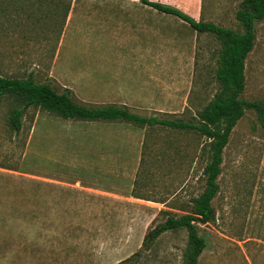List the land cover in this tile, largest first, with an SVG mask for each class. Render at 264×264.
Masks as SVG:
<instances>
[{
    "label": "rangeland",
    "instance_id": "374dc122",
    "mask_svg": "<svg viewBox=\"0 0 264 264\" xmlns=\"http://www.w3.org/2000/svg\"><path fill=\"white\" fill-rule=\"evenodd\" d=\"M56 1H23L17 31L0 34V75L32 73L87 106L186 121L218 89L213 34L141 0H73L65 20ZM152 1L242 31L241 0ZM244 73L240 97L264 101V18ZM14 106L0 98V264H117L162 211L190 210L204 188L205 137L195 130L29 107L16 132ZM220 167L198 264H264V126L253 109L230 132ZM186 243L184 228L165 231L138 264H181Z\"/></svg>",
    "mask_w": 264,
    "mask_h": 264
},
{
    "label": "trees",
    "instance_id": "16d2710c",
    "mask_svg": "<svg viewBox=\"0 0 264 264\" xmlns=\"http://www.w3.org/2000/svg\"><path fill=\"white\" fill-rule=\"evenodd\" d=\"M24 0H0V34L17 31V19L23 12ZM73 0H57L54 5L63 10L66 19ZM162 13L177 16L200 33L213 34L220 42L217 52L215 78L219 84L211 99L196 112L195 121L182 118H158L131 112L125 106L114 104L87 106L78 103L69 88L57 91L48 82L35 81L33 74L26 77L0 75V98L14 102L9 114V124L16 132L22 128V117L29 107L43 109L64 119L86 121H126L134 125H162L173 129L195 130L205 137L202 147L208 161L203 167L205 184L203 190L191 199V208L176 215L165 213V219L148 228L141 246L117 264H138L144 251L151 248L154 240L168 230L184 228L187 243L181 264H198V257L206 248V240L199 233L200 224L215 220L212 199L218 193L217 178L220 174L222 152L229 134L246 108L253 109L264 126V101H248L240 97L245 89V60L254 47L256 24L264 18V0H241L235 16L242 31L217 25L211 21L196 20L181 9L158 1L141 0ZM53 6V7H55Z\"/></svg>",
    "mask_w": 264,
    "mask_h": 264
},
{
    "label": "crops",
    "instance_id": "0c3cea01",
    "mask_svg": "<svg viewBox=\"0 0 264 264\" xmlns=\"http://www.w3.org/2000/svg\"><path fill=\"white\" fill-rule=\"evenodd\" d=\"M142 2V1H141ZM133 3H136V2H133ZM144 4V3H143ZM144 6H149V5H146V4H144ZM150 7V6H149ZM152 8V7H151Z\"/></svg>",
    "mask_w": 264,
    "mask_h": 264
}]
</instances>
